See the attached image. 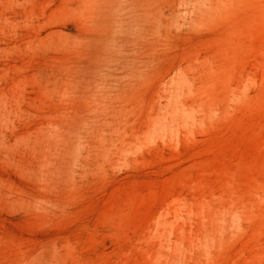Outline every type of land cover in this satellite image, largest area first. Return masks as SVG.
I'll return each mask as SVG.
<instances>
[{
    "label": "rangeland",
    "instance_id": "rangeland-1",
    "mask_svg": "<svg viewBox=\"0 0 264 264\" xmlns=\"http://www.w3.org/2000/svg\"><path fill=\"white\" fill-rule=\"evenodd\" d=\"M0 264H264V0H0Z\"/></svg>",
    "mask_w": 264,
    "mask_h": 264
}]
</instances>
